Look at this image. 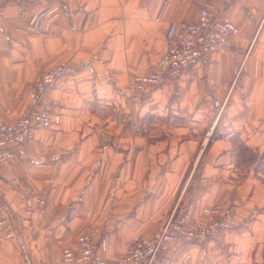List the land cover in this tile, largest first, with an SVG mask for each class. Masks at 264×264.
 <instances>
[{
	"label": "crops",
	"instance_id": "crops-1",
	"mask_svg": "<svg viewBox=\"0 0 264 264\" xmlns=\"http://www.w3.org/2000/svg\"><path fill=\"white\" fill-rule=\"evenodd\" d=\"M205 3L239 32L133 102L129 84L167 50L170 21L197 20ZM37 4L60 5L47 29L31 26L24 5L0 9V122L26 108L23 88L41 70L66 62L75 72L43 97L59 122L0 169L16 231L0 246V264H62L63 249L86 231L106 242L105 257H119L172 214L198 216L214 203L226 207L221 228L171 245L154 264H264V0ZM15 178L45 200L44 212H26Z\"/></svg>",
	"mask_w": 264,
	"mask_h": 264
},
{
	"label": "built area",
	"instance_id": "built-area-1",
	"mask_svg": "<svg viewBox=\"0 0 264 264\" xmlns=\"http://www.w3.org/2000/svg\"><path fill=\"white\" fill-rule=\"evenodd\" d=\"M40 0H0V9L13 2L29 8L30 24L36 29L48 27L60 10V5L38 7ZM239 27L230 17L219 13L209 3L201 6L199 18L195 21H170L167 28L169 46L159 57L152 70L136 75L129 84V96L133 102H140L148 90L159 85L166 78L178 79L184 70L198 64L210 54L226 44L231 35L237 34ZM75 68L61 62L42 70L37 79L24 86L23 93L28 96L24 112L13 122H0V169L7 165L14 149L41 129H48L60 120L50 106L43 102L47 89L61 76L72 75ZM12 183L16 189L23 190L28 199L26 212H44L45 200L21 179ZM225 205L214 203L202 207L198 216L188 211L172 214L164 225L155 232L141 233L119 257H105L106 242H97L90 231L77 238L75 247L67 246L62 251V264H154L167 253L173 244L199 243L213 236L223 224ZM14 212L0 197V246L15 237ZM186 254L185 261L189 260Z\"/></svg>",
	"mask_w": 264,
	"mask_h": 264
},
{
	"label": "rangeland",
	"instance_id": "rangeland-1",
	"mask_svg": "<svg viewBox=\"0 0 264 264\" xmlns=\"http://www.w3.org/2000/svg\"><path fill=\"white\" fill-rule=\"evenodd\" d=\"M15 4H16V3H15ZM18 5H21V4H18ZM37 5H38V4H37ZM51 5H58V4H51ZM24 6H26V8H27V4H25ZM38 7H39V6H38ZM27 11H29V8H27ZM52 21H53V20H52ZM52 21H51V22H52ZM50 24H51V23H50ZM50 24H49V25H50ZM47 28H48V27H47ZM47 28H46V29H47ZM57 64H58V63H57ZM68 64H69V63H68ZM47 68H48V67H47ZM44 69H46V68H44ZM44 69H43V70H44ZM41 71H42V70H41ZM41 71H40V72H41ZM47 90H48V89H47ZM22 94H23V96H25L24 93H22ZM26 96H27V95H26ZM43 97H44V96H43ZM28 100H29V99H28ZM27 103H28V102H27ZM46 104H47V103H46ZM26 105H27V104H26ZM48 105H49V104H48ZM25 109H26V108H24V110H25ZM24 110L20 113V115L24 112ZM20 115H19V116H20ZM203 180H204V178H203ZM204 207H206V206H204ZM199 213H200V212H199ZM190 214H191V213H190ZM191 215H192V214H191ZM192 216H193V215H192ZM194 217H195V216H194ZM163 225H164V224H163ZM163 225H162V226H163ZM156 231H157V230H156ZM15 232H16V231H15ZM153 232H155V231H153ZM151 233H152V232H151ZM91 235H92V234H91ZM92 238L94 239L93 236H92ZM94 240H95V239H94ZM95 241H97V240H95ZM133 241H134V240H133ZM175 245H177V244H175ZM184 261H185V259H184ZM187 261H188V260H187Z\"/></svg>",
	"mask_w": 264,
	"mask_h": 264
}]
</instances>
